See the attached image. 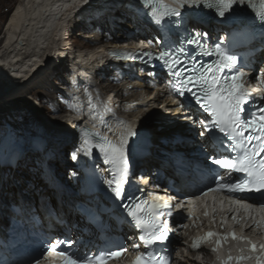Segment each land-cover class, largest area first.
Wrapping results in <instances>:
<instances>
[{"label": "bare ground", "instance_id": "1", "mask_svg": "<svg viewBox=\"0 0 264 264\" xmlns=\"http://www.w3.org/2000/svg\"><path fill=\"white\" fill-rule=\"evenodd\" d=\"M69 1H71L70 3L77 1L69 9L73 15L67 24L59 30V23L63 21V18L56 14L61 11V4L66 6ZM129 2L130 0H97V3L94 0H19V4L12 8L8 4V0H0V29L4 27V23L2 24L1 21L12 8L7 18V26L4 28L5 34L0 39V49L7 45L0 54V74H9L10 78L15 79V81L13 80L14 84L18 85V88L9 95V98L0 100V104L6 103L7 99L31 93L43 103L48 102L49 106H44V109L51 112L61 110L62 106L58 102V97L61 95L58 93L53 96L50 95L48 99L44 97V94L47 93L36 89L38 86L44 85L48 76L53 74L54 77L58 76L54 78L53 84L66 87L69 91L72 88L74 91V93L68 92L69 95L67 96H71V98L74 96L72 100L80 106L79 112L76 105L71 107L72 112L76 113L77 116L82 114L80 112L82 108L83 113L91 111L88 107V94L93 89L92 81L94 78L102 79L99 82V88L96 91L93 90L91 94L92 102L96 103L99 98L103 99V103L98 102L97 104L101 105L100 111L103 113L107 127L103 124L101 128L113 140L117 139L116 134L122 131L125 126L131 127L139 134L141 121H148L149 124L152 123L156 126L165 119H173V122L181 120L182 115H178L176 103L170 99L167 91L159 89L158 82H164L161 76L158 75V79H154L152 76L154 71H144V68L136 65L120 64L109 56L108 52L111 49L136 47L141 36L147 39L158 37L156 36L157 33L144 20L125 8V4ZM49 10L50 12H48ZM104 23L110 30H114L118 25H123L133 29L134 32L122 30L115 37L110 31L100 33L99 30ZM190 25L201 27L207 31L218 26L228 27L227 23L208 22L207 19L198 16L191 19ZM75 28L82 31L81 34L79 33L80 38L76 36ZM92 28L97 32L96 34L86 32ZM53 29L59 35L58 38H52L50 31ZM50 41L53 43L52 45ZM57 42L58 45L54 51L46 50L50 47L49 44L56 46ZM40 49L43 51L40 52ZM262 56H264V52L259 58L257 57V60L261 59ZM71 59L73 65L70 64L69 68L67 66ZM66 63L67 65L64 66ZM56 65L59 66V69L53 71V67ZM15 66L19 68L18 72L21 76L17 73ZM256 66L259 71L262 69V64L258 65L257 63ZM66 67L69 74L64 71ZM113 71L115 79L121 81V85L114 82V77H110L112 75L110 73ZM111 92L115 94L118 101L106 102L104 95L106 96ZM93 94L96 100L93 98ZM104 105L107 106L106 110ZM160 105L165 108L164 111H170L171 115H165L163 111H155ZM5 113H9L11 117L14 112L12 109H8ZM128 118L138 119L135 123L133 119L128 120ZM81 119L84 122L90 121L85 116ZM68 121H70L71 126L76 123L73 117L72 119L70 117ZM119 121H124L125 124H121ZM179 126L178 130L174 129L165 136L156 134L147 136L139 141L135 157L132 152L130 165L134 167L135 177L141 176L149 180V184L145 186L146 191L152 190L154 183V187L166 194L168 189H165L164 184L169 183V178H175L170 168L174 156L178 152L188 155L192 151L191 142L187 139L193 138V133L187 125ZM109 128L111 131L108 130ZM71 129L70 127V132ZM3 132L7 133L4 138ZM15 132L4 122L0 123V156L2 155L1 151H3L14 161L20 160L22 164L27 165L24 170L19 167L15 170L10 169L11 173L14 174L10 183L13 184L17 176L22 174L25 178L23 177L21 179L23 182H21L24 184L30 182L29 185L32 186V190L15 188L11 192V185L8 183L0 189V225H6L9 217L14 215L11 209L6 208H12V206L21 215L28 216L35 213L43 215L47 210L52 209L59 212L64 218H71L73 214V210L70 208V205H73L72 200L76 203L83 199L81 190H83L84 183L83 181L79 182L78 179L83 173L82 168L87 166L88 161L83 156L76 160L78 166L72 172L74 180L78 177V185L75 190L68 189L64 185L58 187L51 174L55 175L56 171L60 173V171L67 170L63 156L69 147L72 151L73 144L76 143L75 137H72L71 134L70 137L65 131L60 135V142L47 146L43 141H37L33 145L31 153L22 155L11 146V139L14 138ZM194 141L193 143H195ZM142 149L146 151L145 154H141ZM96 161L101 165L104 164L103 160L97 159ZM4 165L6 164L0 162V172L6 170ZM18 168L21 170L19 175H17ZM47 169L50 173L47 172ZM204 212L205 210L200 206L194 210L198 216L203 215ZM184 215L181 214V217L184 218ZM200 220H202L201 217ZM172 245L174 249L182 247L180 246L182 243L175 236L172 238Z\"/></svg>", "mask_w": 264, "mask_h": 264}, {"label": "snow or ice", "instance_id": "2", "mask_svg": "<svg viewBox=\"0 0 264 264\" xmlns=\"http://www.w3.org/2000/svg\"><path fill=\"white\" fill-rule=\"evenodd\" d=\"M142 3L145 7L152 5L146 14L156 25L174 26L183 23L185 17L182 9L207 10L216 18L225 20L238 19L236 9L241 8L253 12V21H259L261 27H264V0H173L172 4L165 3L164 0H142ZM247 28L248 25L243 24L230 33V38L234 37L241 42L247 40ZM204 39H210L209 33L193 27L179 46L169 47L162 44V50L156 55V59L163 61L162 66L170 76L171 91L182 98V102H177V111L198 107L200 115L204 116L203 119L198 117L196 121L203 129L199 135L215 145L214 154L209 157V172L213 175L211 183L205 184L204 195L210 191L226 190L230 194L261 193L264 196V106L256 107L254 111L251 108L246 109L249 104H256L257 100H254L251 90L245 87V73L237 66V56L230 54L231 50L223 38L217 36L211 45L202 43ZM185 43L197 46L200 49L199 54L209 57L211 62L199 64L197 57L193 55L195 49L190 51L183 46ZM112 55L117 56L115 52ZM154 55L145 51L140 58ZM197 64L199 68L196 67ZM258 101L264 103V93H258ZM88 107L92 119H99V123L107 127L100 111L101 105L92 102L91 94H88ZM103 107L107 109L106 105ZM186 119L191 120L192 117L188 116ZM119 123L125 124L124 121ZM108 130L111 131V128ZM116 135L117 139L112 140L107 135H101L99 131L80 128L70 153L71 159L75 161L81 156L91 158L95 154L111 166V178L104 183L121 202L120 206L126 211L130 223L140 230L138 239L145 249L136 256L133 264H170L169 255L163 254L166 252L164 247L159 252L152 249L157 242L162 245L169 239L170 230L164 217L172 216V205L169 201H148L126 191L132 143L138 132L125 126ZM220 170H224L227 175H220ZM261 205L264 207V200ZM180 206L183 207L182 204ZM204 214L207 215V211ZM229 239L246 240L250 246V254H245L244 249H240L237 256L229 254L221 264H229L233 260L239 264V261L253 258L256 264H264V242H253L247 237L238 236L234 231H209L194 242L192 247L199 248L201 243L210 241L216 245L212 251H217ZM65 243L67 247L58 250ZM74 243L71 239L48 241L44 251H55L60 257V264H107L108 259L119 257L127 251L126 247L121 246L118 251L108 249L92 255L79 254L69 251ZM140 246L133 245L134 249H139ZM34 264H40L38 258L34 260Z\"/></svg>", "mask_w": 264, "mask_h": 264}, {"label": "rangeland", "instance_id": "3", "mask_svg": "<svg viewBox=\"0 0 264 264\" xmlns=\"http://www.w3.org/2000/svg\"><path fill=\"white\" fill-rule=\"evenodd\" d=\"M94 1H95V3H97V0H94ZM18 2H19V0H8V4L11 5L12 8L16 4H19ZM4 8H6V7H4ZM12 8H11V10H12ZM10 11H9L8 15L1 21L2 24L4 23V27L2 29H0V39L5 34L4 28H6V26H7L6 22H7V18L9 17V14L11 13ZM99 15H97V16L99 17ZM93 29L94 28H92V30H89L86 32H89L90 34H92V33L96 34L97 32L95 31V29L94 30ZM122 30L132 32V29H130L129 27L123 26V25H121V26L118 25L117 27L114 28V30H110L106 27L105 23L101 27L99 32L100 33H106V32L110 31V33L112 35H114V37H115ZM75 31L78 33V34L76 33V36L78 38H80L81 37L80 34L82 33V31L78 30L76 28H75ZM58 42H57L56 46H51L53 44L51 42L50 43L51 45L49 44L50 47L49 46H48L49 48L46 47V48H48L46 50H48V51L53 50L54 51V49L58 45ZM42 51H43V49H40V52H42ZM68 64L69 65L67 67H69V68H70V64L73 65L72 59H71V62H69ZM66 65H67V63L64 64V66H66ZM58 67L59 66H57V65L54 66L53 71H55L56 69H59ZM67 67L64 69V71H66L65 73L68 72V74H69V70L67 71ZM65 73L62 76L63 78H64ZM110 74H112V75H110V77H112V78L114 77V79H113L114 82L117 84L119 83L121 85V81L119 82V81H117V79H115L114 71ZM52 75L53 74H50L48 76V78L45 80V84H44L45 86L41 85V86H38L36 89H39V90L43 91L44 93H47V94H44V97H46L48 99L50 98V95L53 96L57 93L59 95H61V97H58V102L62 106L61 110H58L57 112H51L47 109H44V106H49L48 102L43 103L42 101H40L39 98L37 99V97H34L31 93L30 94H22V95H19L17 97L11 98L9 100L7 99L6 103H2L3 105L0 104V123L4 122V124L7 125L9 128L13 129L14 132L16 131L14 138L11 139V137H10L11 146L14 148L15 151L21 153L22 155H28L29 153H31L32 147L35 144V142H37V141H43L45 143V145L49 146V145H53V143L56 144V143L60 142V140H61L60 135H61V133H64L65 131H67V133L70 136L69 128L70 127L72 128V126L70 125V121H68V119L70 117L72 119V116H69V115L74 114V116H77L76 113H73L71 111V107L69 106V105L73 104L74 101L72 100L73 98L67 96V95H69L70 91L68 89H66V87L62 86V88H63L62 89V88H60L61 86H59L57 84H53L54 78H56L58 76L54 77ZM10 77H9V74H7V73L6 74L5 73L0 74V97H1L0 100L5 99L7 97L9 98L10 97L9 95L14 93L15 89L18 88V85L14 84L15 79L10 78ZM101 80L102 79L97 80V78L93 79V81H92L93 89H91V91H89V94H92L93 90L96 91L99 88V82ZM146 81H148V80H146ZM66 92L67 93L69 92V93L67 94ZM93 98L95 99L94 94H93ZM104 98H105L106 102H109L111 100L118 101V99L115 98V94L113 92L109 93L106 96L104 95ZM98 102H100V104L103 103V99L99 98L98 100H96V103H98ZM1 108H3V109H1ZM7 108L12 109V112H14L13 113L14 115L11 114V117H10L9 113L8 114L5 113L8 110ZM157 108L158 109H156L155 111H163L165 113V115H171L169 113L170 111H164L165 108L162 105L158 106ZM12 115H13V117H12ZM2 116H4V117L2 118ZM66 116H67V118H66ZM130 119H133V121L136 123L138 118H128V120H130ZM173 121H174L173 119H165L162 121L161 124H157L156 126H154L152 123L149 124L148 121H141L140 122L141 123L140 131L138 134V140L141 141V140L145 139L147 136H152L153 134L154 135L156 134L158 136H160V135L165 136L168 133H170L171 131H173L174 129L178 130L180 127L179 126L180 124H178L177 122H173ZM167 122H169V124H167ZM6 134H7L6 132L2 133V135H4L3 138L6 136ZM70 153H71V148L69 147L66 150L65 155L63 156V160L67 164L66 165L67 170L65 169L64 171H60V173H59V171H56L55 175L54 174H51V175L55 178L54 183L57 184L58 187H62V185H64L68 189L75 190L77 188V185H78V182H77L78 177H77V179L75 178V180H76L75 181L74 177H73L74 174L72 173V171L77 166H76V162L71 159ZM3 167H5L6 170L0 172V189L8 183L9 185H11V192L14 191L15 188H20L22 190L28 188V189L32 190V186L29 185L30 182L26 183V184L22 183L23 180H21V179L23 177L25 178V176L22 174L19 175V173H21L20 169L24 170L27 167V165L22 164V161H20V160L16 161L15 166L7 164V165H4ZM17 167L20 168V169L18 168V172H17V175H19V176H17L16 181L13 184H11L10 180L13 179L14 174H13V172L11 173L10 169L13 168L15 170ZM47 172H49V169H47ZM73 202L74 201L72 200V203ZM6 208L8 210L11 209L9 207H6ZM70 208H72V205H70Z\"/></svg>", "mask_w": 264, "mask_h": 264}]
</instances>
